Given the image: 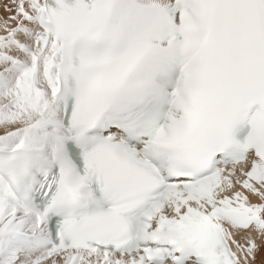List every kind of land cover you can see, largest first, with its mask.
<instances>
[{
  "label": "snow or ice",
  "instance_id": "snow-or-ice-1",
  "mask_svg": "<svg viewBox=\"0 0 264 264\" xmlns=\"http://www.w3.org/2000/svg\"><path fill=\"white\" fill-rule=\"evenodd\" d=\"M0 264H264V0H5Z\"/></svg>",
  "mask_w": 264,
  "mask_h": 264
},
{
  "label": "bare ground",
  "instance_id": "bare-ground-1",
  "mask_svg": "<svg viewBox=\"0 0 264 264\" xmlns=\"http://www.w3.org/2000/svg\"><path fill=\"white\" fill-rule=\"evenodd\" d=\"M2 1H4V0H2ZM5 2V1H4ZM3 2V3H4ZM2 2H1V0H0V16H3V15H6V13L4 12V9H3V4H1Z\"/></svg>",
  "mask_w": 264,
  "mask_h": 264
},
{
  "label": "rangeland",
  "instance_id": "rangeland-1",
  "mask_svg": "<svg viewBox=\"0 0 264 264\" xmlns=\"http://www.w3.org/2000/svg\"><path fill=\"white\" fill-rule=\"evenodd\" d=\"M4 1H5V0H4ZM4 1L1 0V2H2L1 4H3Z\"/></svg>",
  "mask_w": 264,
  "mask_h": 264
}]
</instances>
